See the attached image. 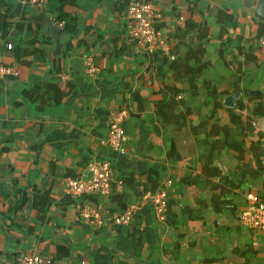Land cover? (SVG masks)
Wrapping results in <instances>:
<instances>
[{
  "label": "crops",
  "instance_id": "obj_1",
  "mask_svg": "<svg viewBox=\"0 0 264 264\" xmlns=\"http://www.w3.org/2000/svg\"><path fill=\"white\" fill-rule=\"evenodd\" d=\"M128 1L68 2L75 27L67 30L51 0L39 8L0 0V61L18 71L0 79V264L21 251L57 264H264V229L237 218L247 192L264 195V34L255 4L149 0L162 12L170 57L134 51ZM217 11L232 17L219 20ZM179 15L185 27L172 31ZM85 53L99 66L94 74L84 71ZM235 90L236 106H225ZM170 97L177 117L167 122L159 103ZM122 104L129 138L119 154L100 139L108 111ZM96 157L111 159L123 190L66 193L63 178H87ZM166 177V221L143 203L128 224L113 222ZM82 200L97 207L101 226L80 216Z\"/></svg>",
  "mask_w": 264,
  "mask_h": 264
},
{
  "label": "built area",
  "instance_id": "obj_2",
  "mask_svg": "<svg viewBox=\"0 0 264 264\" xmlns=\"http://www.w3.org/2000/svg\"><path fill=\"white\" fill-rule=\"evenodd\" d=\"M34 7H43L46 0H21ZM162 17V12L156 9L149 0H129L125 13V34L132 43L136 53L152 55L156 51H161L170 57L169 34H164L158 28V21ZM63 25V20L56 21ZM186 19L184 15H179L170 24L171 30L184 28ZM7 48H12L11 42L5 43ZM84 71L94 74L99 70V66L93 61L91 54H83ZM18 71L14 66L0 61V79L3 75ZM61 78H68V74L63 73ZM178 96H180L178 94ZM129 115V108L126 104L108 111L107 134L100 139V143L110 149V151L124 154L127 150V140L129 138L125 130V118ZM256 121H253L255 123ZM260 162L264 165V155L260 156ZM88 168L92 174L83 179L67 175L63 178V186L66 193L70 195L103 194L107 195L113 191H122L124 188L123 178L115 176L112 161L108 157H96L89 161ZM171 178L166 177L156 187H144L142 189L139 202H129L119 212L113 215V222L116 224H128L134 214L143 203H149L159 221H166L168 214V189L171 185ZM225 206L232 207L233 203L226 202ZM80 216L97 226H101L103 219L97 207L85 200L77 202ZM237 218L240 224L249 228L264 229V195L259 192L249 191L245 194V203L239 208ZM12 264H57L48 254L41 252L21 251ZM81 264H88L82 260Z\"/></svg>",
  "mask_w": 264,
  "mask_h": 264
},
{
  "label": "trees",
  "instance_id": "obj_3",
  "mask_svg": "<svg viewBox=\"0 0 264 264\" xmlns=\"http://www.w3.org/2000/svg\"><path fill=\"white\" fill-rule=\"evenodd\" d=\"M51 1H52L51 2V4H52L51 9L55 13V18L58 19V20H61V19L64 20L63 27L65 29H67V30L68 29H73L75 27V24L73 22L74 19L68 12L63 10V6L66 3H68V2H73L74 0H51ZM216 16H217L216 17L217 19L221 20V18H224V17L231 18L232 14L231 13H227V12H224V13L222 12L221 13V11H217ZM260 17L259 16L256 17V21H257V24H258L257 36H259V37H261L264 34V20H263V18H260ZM55 90H56L55 96L56 97L60 96L61 92L58 89H55ZM171 92L177 93V89L172 88ZM174 105H175V101H173L171 99V97L168 100L163 98L162 102L159 103V106H161V109H162L163 118L167 122H172V120H174V117H177V115H176V113L174 111ZM226 133H227V131L224 130V135L226 137L230 136V135H227ZM231 138L233 139V136ZM224 142H225V140H224ZM233 145L238 150V152L241 151V147H240L238 142L234 141ZM261 153L262 154H260L258 156L259 159H260L261 155H264L263 151H261ZM152 187H154V186H152ZM46 202H48V201H46ZM39 207L42 209V207L40 205H39Z\"/></svg>",
  "mask_w": 264,
  "mask_h": 264
},
{
  "label": "water",
  "instance_id": "obj_4",
  "mask_svg": "<svg viewBox=\"0 0 264 264\" xmlns=\"http://www.w3.org/2000/svg\"><path fill=\"white\" fill-rule=\"evenodd\" d=\"M255 10L259 16H261L264 19V0H255ZM241 96L240 91H233L230 94H227L224 96L223 104L228 107H234L237 104V99ZM92 174V171L90 170L88 172V177Z\"/></svg>",
  "mask_w": 264,
  "mask_h": 264
},
{
  "label": "rangeland",
  "instance_id": "obj_5",
  "mask_svg": "<svg viewBox=\"0 0 264 264\" xmlns=\"http://www.w3.org/2000/svg\"><path fill=\"white\" fill-rule=\"evenodd\" d=\"M237 1H240V4H242V5H244V4L246 5L247 3L255 4V0H237ZM253 9L255 10V7H253Z\"/></svg>",
  "mask_w": 264,
  "mask_h": 264
}]
</instances>
